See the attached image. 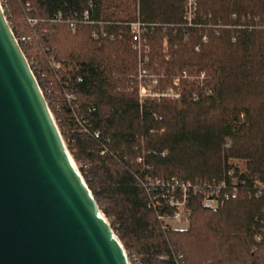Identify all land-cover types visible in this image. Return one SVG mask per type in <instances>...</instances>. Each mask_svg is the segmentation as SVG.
<instances>
[{
  "label": "trees",
  "instance_id": "1",
  "mask_svg": "<svg viewBox=\"0 0 264 264\" xmlns=\"http://www.w3.org/2000/svg\"><path fill=\"white\" fill-rule=\"evenodd\" d=\"M0 2L130 262L264 264V196H255L254 185L264 183V0H196L190 25L187 0ZM136 20L157 90L182 70L205 72L203 85L182 80L177 100L140 102L137 87L130 89ZM228 170L239 186L235 196L215 210L191 196L187 227H163L147 178L214 181Z\"/></svg>",
  "mask_w": 264,
  "mask_h": 264
},
{
  "label": "water",
  "instance_id": "2",
  "mask_svg": "<svg viewBox=\"0 0 264 264\" xmlns=\"http://www.w3.org/2000/svg\"><path fill=\"white\" fill-rule=\"evenodd\" d=\"M0 264H130L0 4Z\"/></svg>",
  "mask_w": 264,
  "mask_h": 264
},
{
  "label": "built area",
  "instance_id": "3",
  "mask_svg": "<svg viewBox=\"0 0 264 264\" xmlns=\"http://www.w3.org/2000/svg\"><path fill=\"white\" fill-rule=\"evenodd\" d=\"M186 6V20L190 25L196 7V0H187ZM86 15L87 12L85 11L84 16ZM30 23L33 24L34 21H30ZM130 33L133 41L132 48L136 51L138 58L136 75L134 76V80L131 81L130 89H133L134 86L137 87L140 102L146 98L165 99L169 101L177 100L180 97L179 85L182 80H194L197 81L200 86L203 85L206 78L205 72L189 74L186 70H182L172 78L171 87L166 90H157L158 76L150 73L145 67L148 47L144 43L142 36L144 33V27L139 20L130 24ZM93 36L98 38L97 33H93ZM102 36H105V33H102ZM196 97L197 95L194 94V98ZM82 129L84 131L86 130L85 127H82ZM148 181L146 190H148V186L153 189L151 192L152 199L150 203L153 208L157 209L158 219L161 220L162 224L166 220L187 222L189 216L188 202L191 196L200 197L201 204L205 208L215 210L222 206L226 200L235 196L239 189L237 179L233 176L232 170H228L224 178L214 181L195 180L192 182L180 180L178 178H172L167 181L151 179ZM241 183L243 184L244 182L241 181ZM254 185L256 189L255 196H264V183L256 182ZM165 208L166 211H163ZM163 227L168 228L167 224H163ZM132 261L133 263L130 261L129 263H138V260L134 256L132 257Z\"/></svg>",
  "mask_w": 264,
  "mask_h": 264
},
{
  "label": "rangeland",
  "instance_id": "4",
  "mask_svg": "<svg viewBox=\"0 0 264 264\" xmlns=\"http://www.w3.org/2000/svg\"><path fill=\"white\" fill-rule=\"evenodd\" d=\"M0 4L2 6L3 2H0ZM228 163L236 164L237 166H239L241 171L244 169L243 166H242V161L241 160L233 159V160H229ZM148 180H150V179L149 178L146 179L147 183L149 182ZM149 188L150 187L148 186V188H147L148 190H145V191H146V194H148V197H149L148 199L151 201V199H152L151 192H152L153 189L152 188L149 189ZM189 210H191V207H190ZM163 224H165V225L167 224V226L170 229H185L187 227V225H188V221L186 222V221L166 220Z\"/></svg>",
  "mask_w": 264,
  "mask_h": 264
},
{
  "label": "bare ground",
  "instance_id": "5",
  "mask_svg": "<svg viewBox=\"0 0 264 264\" xmlns=\"http://www.w3.org/2000/svg\"><path fill=\"white\" fill-rule=\"evenodd\" d=\"M74 162V161H73Z\"/></svg>",
  "mask_w": 264,
  "mask_h": 264
}]
</instances>
